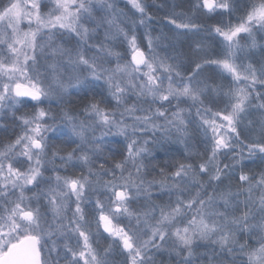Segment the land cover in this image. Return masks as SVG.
<instances>
[{
	"label": "snow or ice",
	"instance_id": "snow-or-ice-1",
	"mask_svg": "<svg viewBox=\"0 0 264 264\" xmlns=\"http://www.w3.org/2000/svg\"><path fill=\"white\" fill-rule=\"evenodd\" d=\"M0 118V264H264V0H0Z\"/></svg>",
	"mask_w": 264,
	"mask_h": 264
},
{
	"label": "trees",
	"instance_id": "trees-1",
	"mask_svg": "<svg viewBox=\"0 0 264 264\" xmlns=\"http://www.w3.org/2000/svg\"><path fill=\"white\" fill-rule=\"evenodd\" d=\"M165 0H155L154 5H161L164 4ZM150 11H154V9H150ZM163 15V13H161ZM160 14V15H161ZM214 22V21H213ZM242 43H244L245 41H241ZM224 83H227V81H224ZM84 101H81L80 104L77 105V107H82L83 106ZM19 115V114H18ZM7 128L8 131H5L4 129ZM13 128L14 125L12 123V121L10 119H3L0 118V147H2L4 144H6L7 142H9L10 140L14 139L13 136ZM19 129L17 128L16 131H18ZM114 147H121L120 145H113ZM115 159L119 160L120 157L119 156H115ZM179 158V157H178ZM228 161H225V163H227ZM249 167L252 168H256L258 170L259 168V161H257L256 164H250ZM100 243L101 246L107 245L108 243H110L109 240L104 239L103 237L100 238ZM204 249H201V251H203ZM117 260V264H119V257L116 258Z\"/></svg>",
	"mask_w": 264,
	"mask_h": 264
},
{
	"label": "rangeland",
	"instance_id": "rangeland-1",
	"mask_svg": "<svg viewBox=\"0 0 264 264\" xmlns=\"http://www.w3.org/2000/svg\"><path fill=\"white\" fill-rule=\"evenodd\" d=\"M149 3H152V4H154L155 3V0H149ZM159 4H157L156 6H158ZM122 6V5H121ZM162 15V14H161ZM158 27H163V25L162 24H160V25H157ZM242 43V42H241ZM69 150H70V148H69ZM158 259H161L160 257H158ZM163 259H166V257L165 258H163Z\"/></svg>",
	"mask_w": 264,
	"mask_h": 264
}]
</instances>
